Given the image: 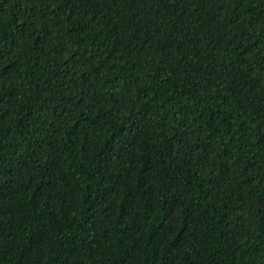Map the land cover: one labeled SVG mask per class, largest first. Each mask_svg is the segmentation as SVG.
I'll list each match as a JSON object with an SVG mask.
<instances>
[{
	"label": "trees",
	"instance_id": "trees-1",
	"mask_svg": "<svg viewBox=\"0 0 264 264\" xmlns=\"http://www.w3.org/2000/svg\"><path fill=\"white\" fill-rule=\"evenodd\" d=\"M0 264H264V0H0Z\"/></svg>",
	"mask_w": 264,
	"mask_h": 264
}]
</instances>
